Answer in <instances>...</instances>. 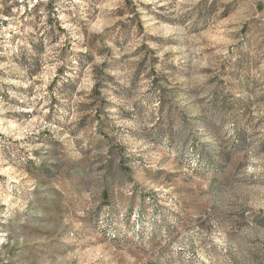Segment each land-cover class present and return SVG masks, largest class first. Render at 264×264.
Returning a JSON list of instances; mask_svg holds the SVG:
<instances>
[{
    "label": "rangeland",
    "instance_id": "374dc122",
    "mask_svg": "<svg viewBox=\"0 0 264 264\" xmlns=\"http://www.w3.org/2000/svg\"><path fill=\"white\" fill-rule=\"evenodd\" d=\"M0 264H264V0H0Z\"/></svg>",
    "mask_w": 264,
    "mask_h": 264
}]
</instances>
